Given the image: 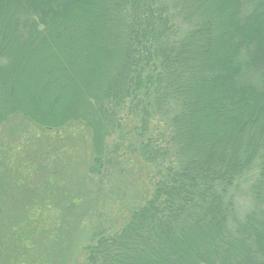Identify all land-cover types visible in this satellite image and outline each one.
<instances>
[{"label":"trees","instance_id":"1","mask_svg":"<svg viewBox=\"0 0 264 264\" xmlns=\"http://www.w3.org/2000/svg\"><path fill=\"white\" fill-rule=\"evenodd\" d=\"M16 116L41 135L0 137L17 262L46 260L23 229L47 226L38 208L85 203L86 181L122 163L130 121L131 152L158 176L119 229L96 228L85 264H264V0H0V129Z\"/></svg>","mask_w":264,"mask_h":264},{"label":"rangeland","instance_id":"2","mask_svg":"<svg viewBox=\"0 0 264 264\" xmlns=\"http://www.w3.org/2000/svg\"><path fill=\"white\" fill-rule=\"evenodd\" d=\"M71 128H66V131H63L61 135L67 137ZM133 128L134 125L128 121L124 133L128 132L125 139L129 138L130 140L128 143L124 140V147H120L118 151L119 155L122 156L120 158L122 163H117L113 160L111 165L104 168L103 176H99L90 182L86 181L84 186L88 191V195L84 197V204L76 207L71 205L65 216L63 209H59L56 205L52 206L54 202L50 203L51 207L49 209L44 206L38 208L41 219L48 222L46 227L32 226L35 229L33 233L29 227L23 229L22 234L35 235V241L25 239L26 242L31 241V243H26L25 249L40 248V253L44 248L43 254L46 260H38L30 251L29 255L24 253L21 256L20 262L22 263L17 262L14 257H11V246L9 247L5 243V238L7 237L2 229L0 230V264H13V262L14 264H51V262L57 264H85V248L93 242L96 228H102L106 233L119 229L131 212L137 206L142 205L149 197L153 182L158 176L153 167L143 163L137 155L131 152L128 144L131 143L130 141L133 137L136 138V133L132 131ZM35 130V125L29 121L22 119L20 116L13 117L0 129L1 144L7 148L19 142L29 146L28 140L37 139L36 136L38 135L41 137L40 133H36ZM76 130H78V135L73 137L74 141L80 142V147H86L87 151L88 137L79 129H74L70 132H75ZM150 135L153 139L156 138L158 135L157 130L152 127ZM40 139L41 142H44L42 138ZM115 139L116 137H113L109 140V144H114ZM83 150L85 151V148ZM31 154L32 152L26 150L24 155H29L31 157L30 161L34 165H38L40 158L36 157L34 160L33 157L38 155L31 156ZM81 187L83 186L81 185ZM241 198L238 201L240 211L248 206V200L244 199V196ZM11 210L12 214L18 212L16 209ZM16 214V217H20L23 212L20 213L19 210ZM1 223L0 227L2 226ZM47 235L54 236L56 239L63 238V240L52 245V242H48ZM18 236L15 235L13 241H17ZM37 239L39 240L38 242L36 241ZM48 249L50 250L49 255ZM4 250L6 252H3ZM11 259H13V262ZM47 259L51 262L49 263Z\"/></svg>","mask_w":264,"mask_h":264}]
</instances>
